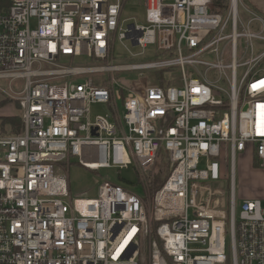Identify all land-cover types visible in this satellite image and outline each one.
I'll return each instance as SVG.
<instances>
[{
  "label": "built area",
  "instance_id": "2783aa9c",
  "mask_svg": "<svg viewBox=\"0 0 264 264\" xmlns=\"http://www.w3.org/2000/svg\"><path fill=\"white\" fill-rule=\"evenodd\" d=\"M127 1L0 0V90L21 122L0 135V264H264L262 200L235 194L238 153L264 168V18L134 0L144 23L126 24ZM115 41L160 57L117 63ZM72 158L132 169L143 195L106 177L72 197Z\"/></svg>",
  "mask_w": 264,
  "mask_h": 264
},
{
  "label": "rangeland",
  "instance_id": "374dc122",
  "mask_svg": "<svg viewBox=\"0 0 264 264\" xmlns=\"http://www.w3.org/2000/svg\"><path fill=\"white\" fill-rule=\"evenodd\" d=\"M246 9L254 11L264 18V0H238L239 14L246 15ZM122 19L126 20V24L135 22L144 23V8L137 1L129 0L125 3L122 12ZM126 47L132 53H138L141 49L138 46H132L128 41L125 42ZM154 46L150 45L144 50V53L138 55L133 60L129 59L127 49L119 41H115L114 56L115 62L127 63L129 61H146L159 58L154 54ZM82 63L85 58L78 59ZM0 87L6 88V83L0 81ZM107 108L103 104H95L91 106V114H105ZM19 126V128H17ZM21 130V122L19 117L18 105L14 101H10L0 90V135L18 133ZM77 158H72L68 165L67 175L69 179L70 194L72 197L91 198L97 195L98 185L103 182L104 178H110L112 181L129 187L136 184L132 190L139 196L143 195V190L137 185V179L132 169H124L118 172L114 169H100L98 171H90L81 167L77 163ZM159 167L155 166L153 172V180L159 172ZM220 171L224 180H229V151H223L220 159ZM165 177V176H164ZM162 177V178H164ZM222 185L221 187H223ZM155 185L151 190H154ZM235 194L237 209L243 199L258 198L262 200L264 205V168H259L252 162L249 153L237 154L235 159Z\"/></svg>",
  "mask_w": 264,
  "mask_h": 264
},
{
  "label": "trees",
  "instance_id": "16d2710c",
  "mask_svg": "<svg viewBox=\"0 0 264 264\" xmlns=\"http://www.w3.org/2000/svg\"><path fill=\"white\" fill-rule=\"evenodd\" d=\"M227 3H228V0H211L212 10H220V11L224 10L227 7ZM0 5H1V3H0ZM17 128H19V126ZM156 166L159 167L160 170L154 179L153 185H155V188H157L161 185V183L163 181L162 177L166 176L169 172V164L165 160V154L163 152L160 153L159 160L157 161ZM117 175H119L118 172H117ZM112 182H114V181H112ZM114 183H116V182H114Z\"/></svg>",
  "mask_w": 264,
  "mask_h": 264
}]
</instances>
